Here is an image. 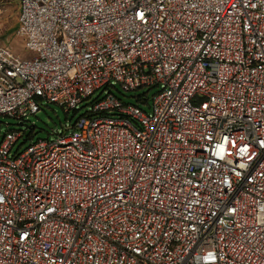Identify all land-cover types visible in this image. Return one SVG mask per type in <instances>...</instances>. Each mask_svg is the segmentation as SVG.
Here are the masks:
<instances>
[{"label":"built area","instance_id":"obj_1","mask_svg":"<svg viewBox=\"0 0 264 264\" xmlns=\"http://www.w3.org/2000/svg\"><path fill=\"white\" fill-rule=\"evenodd\" d=\"M17 2L32 56L0 46V116L161 90L4 135L0 264H264V0Z\"/></svg>","mask_w":264,"mask_h":264},{"label":"rangeland","instance_id":"obj_2","mask_svg":"<svg viewBox=\"0 0 264 264\" xmlns=\"http://www.w3.org/2000/svg\"><path fill=\"white\" fill-rule=\"evenodd\" d=\"M19 7L17 0H2L0 8V46H6L20 59L31 58L24 48V41L17 35ZM159 88H142L133 92H124L121 87L112 82L110 88L96 92L91 99L83 102L75 110L67 113L57 104L42 100L39 105L41 110L35 116H27L23 126L15 119L0 116V143L4 135L9 132H20L23 137L14 149H26L30 144L38 141H53L57 135L69 134L75 122L91 112L92 105L102 100L111 92L125 105L138 106L140 110L151 115V106L154 97L160 92Z\"/></svg>","mask_w":264,"mask_h":264},{"label":"water","instance_id":"obj_3","mask_svg":"<svg viewBox=\"0 0 264 264\" xmlns=\"http://www.w3.org/2000/svg\"><path fill=\"white\" fill-rule=\"evenodd\" d=\"M24 124L23 123H20V127H22Z\"/></svg>","mask_w":264,"mask_h":264},{"label":"crops","instance_id":"obj_4","mask_svg":"<svg viewBox=\"0 0 264 264\" xmlns=\"http://www.w3.org/2000/svg\"><path fill=\"white\" fill-rule=\"evenodd\" d=\"M17 22H18V20H17Z\"/></svg>","mask_w":264,"mask_h":264}]
</instances>
